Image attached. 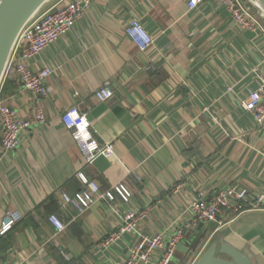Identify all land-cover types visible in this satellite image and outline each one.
<instances>
[{
	"label": "crops",
	"instance_id": "crops-1",
	"mask_svg": "<svg viewBox=\"0 0 264 264\" xmlns=\"http://www.w3.org/2000/svg\"><path fill=\"white\" fill-rule=\"evenodd\" d=\"M188 1L92 0L69 32L31 60L34 70H54L48 96L27 90L14 71L4 78L1 101L23 118L38 108L46 114L10 151L0 128V227L7 212L23 214L0 236L6 264H114L130 255L139 233L169 239L192 217L194 199L235 185L255 193L264 184V125L242 106L259 86L264 36L242 29L216 0L193 9ZM133 18L154 38L147 51L126 34ZM104 86L114 96L101 101L96 91ZM73 107L97 140L115 142L113 154L84 162L61 120ZM80 173L114 198L95 193L82 213L64 204L63 193L86 186ZM130 210H148L138 231L104 244ZM51 214L65 222L63 231ZM220 220L203 229L264 264V210H226Z\"/></svg>",
	"mask_w": 264,
	"mask_h": 264
},
{
	"label": "built area",
	"instance_id": "built-area-1",
	"mask_svg": "<svg viewBox=\"0 0 264 264\" xmlns=\"http://www.w3.org/2000/svg\"><path fill=\"white\" fill-rule=\"evenodd\" d=\"M204 1L206 0H189L188 6L193 9ZM216 1L229 10L235 22L242 29L260 33L264 36V22L243 0ZM91 2L92 0H62L58 5L41 8L18 35L6 66L4 78L9 72L14 71L27 90L38 96H48L50 88L46 84V79L52 75L54 70L47 66L34 70L31 60L69 32ZM126 34L141 51H147L154 43L153 36L138 18H133L130 21L126 28ZM255 71L257 72L259 86L242 102V106L251 112L258 124L264 125V50ZM231 89L232 87L228 86V90ZM113 96L114 90L109 86L101 87L96 91V97L101 101L111 99ZM61 120L80 147L86 164L92 163L100 155L114 153L115 142H100L97 140L93 135L91 122L87 115L81 112L78 107L67 109L62 114ZM45 121L46 114L42 108H38L32 116L23 118L19 116L13 107L0 100L1 143L4 150L15 149L24 131ZM80 176L86 186L73 196L63 193L64 204H71L82 213L95 202V193L99 196L114 198L113 193L110 191L102 193L100 185L90 181L83 173H80ZM116 190L125 199L130 196L123 185L117 186ZM190 208L192 217L176 228L175 233L169 239H166L164 233L161 232H157L152 236L139 233L141 238L131 249L130 255L114 264H171L177 245L185 238L187 230L199 225L201 222L222 223L220 216L226 210H231L234 214H240L251 209L264 210V184L255 193L236 185L220 189L212 197L194 199L190 204ZM147 216L148 210H130L124 216L119 230L111 234L104 244L107 245L119 239L125 232L138 231L140 223ZM22 218L23 214L19 211L7 212L0 227V236L10 231ZM49 220L58 232L66 228L65 222L57 214H51ZM209 241L208 239L201 245L191 264L197 260ZM0 264H6L1 255Z\"/></svg>",
	"mask_w": 264,
	"mask_h": 264
},
{
	"label": "water",
	"instance_id": "water-1",
	"mask_svg": "<svg viewBox=\"0 0 264 264\" xmlns=\"http://www.w3.org/2000/svg\"><path fill=\"white\" fill-rule=\"evenodd\" d=\"M48 1L0 0V88L18 35ZM253 2L255 7H259L264 12V0H253ZM204 227L205 223L201 222L197 228L199 234L188 231L185 238L177 245L176 252L180 254L181 264H185L208 239L210 241L193 264H262L252 260L248 254L230 242L213 238L212 231L209 228L203 229Z\"/></svg>",
	"mask_w": 264,
	"mask_h": 264
},
{
	"label": "rangeland",
	"instance_id": "rangeland-1",
	"mask_svg": "<svg viewBox=\"0 0 264 264\" xmlns=\"http://www.w3.org/2000/svg\"><path fill=\"white\" fill-rule=\"evenodd\" d=\"M244 2L251 7L252 10L255 9V11L257 12L258 16L261 18L262 21H264V12L261 11V9L259 7H255L253 0H244ZM197 253V252H196ZM195 253V254H196ZM194 254V255H195ZM193 256V255H192ZM195 257V256H194ZM194 257L189 258L188 261L186 262V264H191V262L193 261ZM180 263V254L178 252L175 253L173 259H172V263L171 264H179Z\"/></svg>",
	"mask_w": 264,
	"mask_h": 264
}]
</instances>
